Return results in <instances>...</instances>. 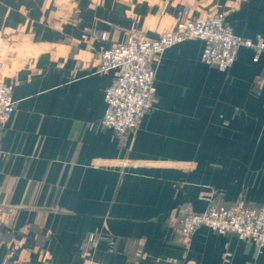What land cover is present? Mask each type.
Segmentation results:
<instances>
[{
	"label": "crops",
	"instance_id": "1",
	"mask_svg": "<svg viewBox=\"0 0 264 264\" xmlns=\"http://www.w3.org/2000/svg\"><path fill=\"white\" fill-rule=\"evenodd\" d=\"M185 8L264 40V0H0V80L16 100L0 142V264H264L252 240L202 226L184 242L172 225L211 200L264 204V51L241 46L224 71L202 61L204 41L177 43L136 132L102 123L118 72H98L97 55L126 41L116 25L158 38Z\"/></svg>",
	"mask_w": 264,
	"mask_h": 264
},
{
	"label": "built area",
	"instance_id": "2",
	"mask_svg": "<svg viewBox=\"0 0 264 264\" xmlns=\"http://www.w3.org/2000/svg\"><path fill=\"white\" fill-rule=\"evenodd\" d=\"M176 20L175 28L166 30L158 38L140 34L135 24L129 28L116 25V29L126 33V41L98 53V72L112 69L118 72L117 79L106 88V109L102 118L103 125L118 136L135 133L144 114L153 108L156 64L171 46L185 40H202V61L224 71L233 65L241 46L255 51L254 60L264 51V40L237 34L226 22L224 12L200 17L185 8ZM101 37L105 38L106 33ZM15 107L13 85L0 80V142L4 123ZM172 225L184 242H189L198 228L207 226L218 233H234L242 240L264 246V204H250L243 197L222 202L211 200L202 212L176 215ZM98 238L97 232L89 234L91 248L97 245Z\"/></svg>",
	"mask_w": 264,
	"mask_h": 264
},
{
	"label": "rangeland",
	"instance_id": "3",
	"mask_svg": "<svg viewBox=\"0 0 264 264\" xmlns=\"http://www.w3.org/2000/svg\"><path fill=\"white\" fill-rule=\"evenodd\" d=\"M3 72H4V71L0 72V74L3 73Z\"/></svg>",
	"mask_w": 264,
	"mask_h": 264
}]
</instances>
